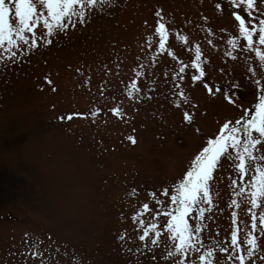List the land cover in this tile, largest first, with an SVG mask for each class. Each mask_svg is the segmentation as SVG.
Segmentation results:
<instances>
[{
	"label": "rangeland",
	"instance_id": "1",
	"mask_svg": "<svg viewBox=\"0 0 264 264\" xmlns=\"http://www.w3.org/2000/svg\"><path fill=\"white\" fill-rule=\"evenodd\" d=\"M217 3L223 5L222 12L216 9ZM160 10L174 33L170 50L180 60L190 63L199 43L210 61L208 80L224 86L244 108L256 102L245 54L240 53L237 61L226 54L231 50L227 39L237 35L228 0H111L110 5L94 10L86 25L70 29L52 45L41 40L33 53L25 47L15 62L0 61V264H40L39 259L25 255L26 233L30 243L39 244L48 264H156L147 249L141 248L136 255L128 251L141 244L131 216L143 203L155 208L148 193L171 188L207 137L226 120L244 115L228 105L223 95L209 97L201 83L192 86L186 78L185 90L198 105L195 123L186 127L181 111L165 99L172 95V85L163 72L178 68V62L166 54L142 78L144 94L153 99L132 104L124 97L139 64L147 66L158 47L153 38V47L148 48L147 39L153 35L155 13ZM177 32L187 35L190 44L177 39ZM247 62L255 63V56ZM45 77L54 81L57 91H52ZM233 81L239 87L232 86ZM102 84L109 89L104 95ZM150 87H156L155 94ZM119 100L132 118L127 122L110 112L105 115ZM97 107L103 111L95 122L60 119L67 114L87 115ZM196 127L202 135L194 132ZM129 135L136 137V145L127 140ZM230 175L225 160L222 171L216 173L218 208L205 221L208 247L229 237L232 211L242 224L250 222L247 203L239 209L229 207L231 199H242L229 188ZM125 231L131 242L122 245L118 236ZM162 251L163 246L157 250L159 264H171L163 260Z\"/></svg>",
	"mask_w": 264,
	"mask_h": 264
},
{
	"label": "snow or ice",
	"instance_id": "2",
	"mask_svg": "<svg viewBox=\"0 0 264 264\" xmlns=\"http://www.w3.org/2000/svg\"><path fill=\"white\" fill-rule=\"evenodd\" d=\"M234 18V28L237 35L227 39L231 50L226 54L232 61L240 59L244 53L247 61L255 56V63L246 61L248 79L256 89V102L249 108L238 104L235 97L224 91V86L208 80L207 65L201 45L197 43L194 48V59L190 63L180 60L176 52L170 50V37L174 33L169 29L164 20L163 10L155 13L157 24L153 35L148 37V48L153 47L154 39L158 47L152 55L149 64H139L134 73V79L127 91L122 94L132 104H141L151 101L152 95L144 94L142 78L148 77V68H152L158 57L164 54L178 62V68L163 72V77L172 85L171 96H165L171 107L181 111L182 123L191 127L195 123L197 104L192 103L184 87L186 78H190L192 86L197 82L206 89L209 97L216 98L223 95L225 102L244 113L235 121L228 119L221 124L217 133L206 139L205 145L190 161V166L178 182L171 188L165 187L159 193L151 191L148 195L152 198L155 208L149 203H143L131 220L137 226L134 231L138 233L137 239L141 242L136 249L128 251L136 255L141 248L152 253L151 259L157 260V250L165 262L171 264H264V0H228ZM111 0H0V61L15 62L18 52L27 47L33 53L41 46L52 45L61 35H68L70 29L78 25H86L88 17L96 9H103L110 5ZM218 11H223V5H215ZM242 10V11H241ZM243 12V14H242ZM13 19L15 23H13ZM207 20V18H204ZM147 25V22H145ZM221 31H224L223 29ZM39 32V34H38ZM212 33L211 29H208ZM177 39L185 46L190 44L187 35L175 33ZM241 41L243 43H241ZM208 44L213 41L209 39ZM3 54H7L6 57ZM119 69V65H117ZM143 69V71L141 70ZM189 69L192 70L189 76ZM79 71V69H77ZM224 74V69H220ZM119 70L116 75H119ZM230 75V74H229ZM155 76V72H152ZM91 78H88L90 83ZM47 85L52 86V91H57L54 81L45 77ZM106 83V82H105ZM232 86L239 87L236 82ZM108 88L104 84L100 87L101 95ZM153 94L156 87H150ZM115 99V98H113ZM123 100L110 109L107 113L122 121H129L126 110L122 107ZM139 109H137L138 111ZM103 110L99 107L90 110L89 114H67L61 120L72 121L76 117L91 118L95 122ZM106 122V121H105ZM196 134L202 135L201 129H194ZM132 145L138 143L134 135L127 136ZM229 161L231 175L229 188L235 197L231 199L229 207L239 209L242 203H247V213L250 222H239L238 213L231 212V231L224 241L216 240V247H208L205 243L204 231L207 227L205 221L211 218L213 209L218 208L215 198L220 196L216 185V173L222 171L223 161ZM135 189L132 195H137ZM174 206V207H173ZM208 214V215H206ZM151 215V219H145ZM247 229V231H245ZM220 233L217 231L216 236ZM30 234H25L27 258L39 259L40 264H48L44 252L39 249L38 243L29 242ZM51 240V236L48 237ZM121 244L131 242L127 231L118 236ZM42 243V241H40ZM35 249V250H33ZM58 251V249H57ZM166 253V254H165ZM220 254H224L221 256ZM51 259V257H49Z\"/></svg>",
	"mask_w": 264,
	"mask_h": 264
}]
</instances>
